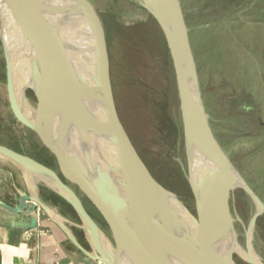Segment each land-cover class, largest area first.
<instances>
[{"label": "water", "instance_id": "water-1", "mask_svg": "<svg viewBox=\"0 0 264 264\" xmlns=\"http://www.w3.org/2000/svg\"><path fill=\"white\" fill-rule=\"evenodd\" d=\"M54 1L72 4L89 24L83 5L93 10L83 0H4L35 53L38 89H29L37 104V121L27 120L14 108L10 88L13 77L5 48L4 61L12 113L18 122L38 136L48 148L55 159L56 171L2 145L0 155L22 169L42 176L46 181L42 182L72 208L89 230L95 254L86 255L95 262L117 264L105 255V246L101 240L105 237L72 187L82 192L106 223L120 264L123 261L127 264H236L233 252L222 253L220 247L222 230L230 229L235 240L229 209L231 192L225 187V165L238 177L240 186L237 189L245 192L256 206L248 229H253L256 219L264 214V205L224 156L212 133L178 0L141 1L144 10L163 33L173 64L186 156V165L180 161L178 164L194 200V214L174 193L163 188L151 176L118 119L111 95L103 30L94 12L97 18L99 58L103 66L99 102L106 110L105 119L108 124L90 114L85 106L87 102L72 79V67L65 55L61 33L45 18L46 13L54 11L49 6ZM109 123L112 125V134ZM112 141L117 142L120 152L114 147L115 153L112 152ZM191 148L196 149L213 165L198 178V193L191 176ZM171 200L179 204L191 221L193 233L183 228V222L170 205ZM32 201L42 210L48 211L35 197ZM128 222L161 229L174 255L172 263H161L152 254H148L147 242H143L142 237L135 238L132 230L125 229ZM180 226L183 232L176 229ZM242 261L260 264L253 260Z\"/></svg>", "mask_w": 264, "mask_h": 264}, {"label": "rangeland", "instance_id": "rangeland-1", "mask_svg": "<svg viewBox=\"0 0 264 264\" xmlns=\"http://www.w3.org/2000/svg\"><path fill=\"white\" fill-rule=\"evenodd\" d=\"M83 1L101 24L114 108L133 149L151 176L194 214V200L178 164L185 166L186 156L175 74L163 33L141 0ZM214 1L178 0L212 133L224 156L264 205V0L249 6L247 0ZM2 49L0 40V145L56 171L48 148L12 113ZM31 66L37 69L36 60ZM21 88L35 102L29 89L32 85L24 83ZM11 98L27 120H38L30 104L12 91ZM232 185L226 188L231 192L229 209L236 243L246 246L248 233L254 254L264 264V214L248 229L256 206ZM72 189L112 242L100 214L79 189ZM234 261L247 264L236 255Z\"/></svg>", "mask_w": 264, "mask_h": 264}, {"label": "bare ground", "instance_id": "bare-ground-1", "mask_svg": "<svg viewBox=\"0 0 264 264\" xmlns=\"http://www.w3.org/2000/svg\"><path fill=\"white\" fill-rule=\"evenodd\" d=\"M49 6L50 8L52 7L51 9L54 11L46 13L45 18H47V21L57 30V32L59 31L61 33V39L65 45V55L67 56L72 67L71 76L82 97L87 102L85 106H87L92 117L101 121L105 120L104 122H106V110L104 111L102 106L103 104L100 105L99 102L102 86L100 79L103 74V66L99 58L100 52L97 44V18L94 13L86 7L85 4L83 6H85V10L89 18V24L79 15V12L70 3H60V1H54ZM0 9H3V14L0 17V40L3 44L2 51H4L5 48L6 55L10 62V70L13 77L11 84L12 82L14 83V86L12 85L10 87L11 91L16 94L17 97L19 96V99L21 98L26 103L30 104L33 109L38 112L36 101H29L26 96L21 93V87L24 83H30L33 88H37L38 82L36 83L35 70L31 66V61L36 60L35 53L29 43L26 41L16 19L13 17L9 8L4 3V0H0ZM73 10L75 11L73 12ZM28 74H31V76L27 77ZM106 124H108V122H106ZM108 126L112 134V125L109 123ZM112 142L113 146L110 144L112 152L115 153L113 147L117 150V152H120L117 142ZM104 146H106V144H104ZM189 153L191 159V176L193 179V186L195 191L198 193V178L201 175H204L208 168H212L213 165L196 149L191 148ZM0 158L5 160L2 155H0ZM223 170L225 176V187H227L228 183L231 182L233 184L232 189L238 188L240 186V182L235 173L230 169L229 166L226 165ZM25 172H27L26 174L29 175L32 187H34L38 181H45L40 175L34 174L27 170H25ZM229 172L233 175L234 180L230 178ZM35 190L36 189L33 188L34 192ZM170 205L175 211L176 216L183 222L185 226L183 228H186L193 233L194 226H192L191 221L187 218V216H185L179 204H177V202L174 200H171ZM49 212L55 216L57 220H65L64 218L59 217L60 215H54L51 211ZM79 221L85 235L87 236V239L90 240L88 233L89 230L86 228V226H84L80 219ZM231 222H233L232 219ZM128 223L129 224L124 226L125 229L132 230L133 235L135 234V238L142 237L143 242H147L146 244L149 245V247L147 246L146 248L148 249V254H152V256L161 263H172L174 255L171 246L162 236V232H160L161 229L155 226L144 224L134 225L133 222ZM183 228L180 226L176 229L178 232H183ZM178 232H175V234H179ZM103 236L105 238L104 240H101L105 246V255H107L111 261L120 264L116 257V251L112 246V243L107 240L104 234ZM220 236V247L222 253H228V251H232L237 257L244 261L253 260L262 264L258 257L254 254L252 242L248 233L245 236L246 246L243 247L236 243V239L234 240V237H232V231L230 229H227L226 231H220ZM91 254H95L94 248ZM122 264L127 263L123 261Z\"/></svg>", "mask_w": 264, "mask_h": 264}, {"label": "crops", "instance_id": "crops-1", "mask_svg": "<svg viewBox=\"0 0 264 264\" xmlns=\"http://www.w3.org/2000/svg\"><path fill=\"white\" fill-rule=\"evenodd\" d=\"M26 173L0 158V264H100L86 255L93 247L72 208Z\"/></svg>", "mask_w": 264, "mask_h": 264}, {"label": "trees", "instance_id": "trees-1", "mask_svg": "<svg viewBox=\"0 0 264 264\" xmlns=\"http://www.w3.org/2000/svg\"><path fill=\"white\" fill-rule=\"evenodd\" d=\"M225 1H227V0H222V2H225ZM237 1H238V0H237ZM240 1H242V0H239L238 3H239ZM258 1H259V0H247V2H245V3H247L246 5L249 6V5H251V4H255V3L258 2ZM214 2H215V3H216V2H220V0H215ZM242 2H243V1H242ZM240 4H241V3H240ZM242 4H243V3H242ZM246 5H245V6H246ZM245 6H244V7H245ZM241 10H242V9H241ZM241 10L236 11L235 13L240 12Z\"/></svg>", "mask_w": 264, "mask_h": 264}, {"label": "flooded vegetation", "instance_id": "flooded-vegetation-1", "mask_svg": "<svg viewBox=\"0 0 264 264\" xmlns=\"http://www.w3.org/2000/svg\"><path fill=\"white\" fill-rule=\"evenodd\" d=\"M252 5V4H251ZM260 217V216H259ZM256 221H257V219H256ZM255 224H256V222H255ZM255 226V225H254Z\"/></svg>", "mask_w": 264, "mask_h": 264}]
</instances>
